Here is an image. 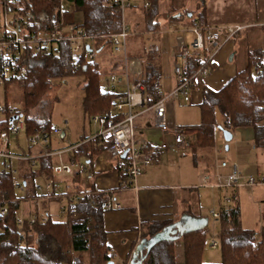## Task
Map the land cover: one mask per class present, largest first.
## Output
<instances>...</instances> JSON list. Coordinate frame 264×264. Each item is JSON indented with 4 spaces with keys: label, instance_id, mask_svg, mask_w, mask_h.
I'll return each instance as SVG.
<instances>
[{
    "label": "trees",
    "instance_id": "trees-1",
    "mask_svg": "<svg viewBox=\"0 0 264 264\" xmlns=\"http://www.w3.org/2000/svg\"><path fill=\"white\" fill-rule=\"evenodd\" d=\"M63 0H0L2 9H12L20 15L31 34L42 35L51 26L63 22ZM75 12L82 14L81 29L89 36H95L98 46L113 53L110 36L122 29V7L119 0H66ZM161 0H143V32L159 33L163 27L158 20ZM146 4L149 7L146 8ZM134 4L132 5V8ZM174 10V8H173ZM175 11V10H174ZM205 11L192 17L187 12L178 16L169 14L168 25L186 21L189 27H206ZM264 30V28H263ZM134 32V31H133ZM136 33V32H135ZM143 33V34H144ZM137 34L131 42L141 48L130 51V59L142 62V83L146 89L148 107L160 99L162 88V60L159 54L150 51L143 37ZM140 41H139V40ZM59 54L39 53L35 59L26 58L25 76L12 77L3 88L5 95L13 84L18 85L23 94L21 113L26 122L25 136L40 132L45 128L50 134L54 131L51 121L47 95L53 88V79L79 76L84 79L85 97L83 106L85 115L91 119L97 115L110 114L112 103L118 90L102 91L101 67H93L85 62L81 69L71 60V49L68 43L55 47ZM86 49V48H85ZM257 50L252 54H261ZM88 49L84 53H87ZM188 66L194 73L203 66L204 58L200 53L189 55ZM214 68V62L210 69ZM120 67L115 63L110 74H119ZM110 76V75H109ZM109 82V80H108ZM6 105H9L8 101ZM201 123L199 131L190 143L192 152L199 149H212L215 143L217 114H222V128L230 132L240 128L255 129V147L264 149V74L260 75L258 63L248 58L246 67L224 83L219 90L211 88L203 91L199 105ZM8 122H0V132L8 130ZM93 157L106 151L102 144L88 147ZM29 153H34L29 150ZM37 165L19 162V177L23 191L36 178H53V161L49 157L40 159ZM121 168V175L123 168ZM16 188V179L11 172H0V211L6 207L8 213L0 216V264H109L113 253L107 244V232L104 227V203L106 194L93 197H81L75 204L76 218L69 221H55L50 216L45 222L30 224L25 218L22 225L18 222L20 205L23 197ZM29 198V196L27 197ZM92 201H94L92 203ZM219 242L222 261L217 264H264V232L257 240L254 231L241 226V213L238 205L219 210ZM173 221H146L141 226L142 239H152L164 229L173 225ZM206 228L187 231L182 235L185 264H210L204 261V250L207 245ZM143 264H177L175 240H161L145 253Z\"/></svg>",
    "mask_w": 264,
    "mask_h": 264
},
{
    "label": "built area",
    "instance_id": "built-area-1",
    "mask_svg": "<svg viewBox=\"0 0 264 264\" xmlns=\"http://www.w3.org/2000/svg\"><path fill=\"white\" fill-rule=\"evenodd\" d=\"M7 1V0H6ZM19 1V0H8ZM123 13L127 8H132V0H119ZM149 4H146V8ZM4 22H0V86L9 81L12 77L25 76L27 74L26 66L22 61L26 58L35 59L39 53L59 54L60 51L55 47L60 43H68L71 49V60L77 65L78 69L84 67L82 57L85 55V62L90 63L93 67L99 65L98 57L105 50L104 45L98 46L95 36L86 35L73 20L66 19V13L63 14V22L60 25L51 26L44 34H31L26 23L20 20V15L14 10L2 9ZM12 13L13 18L8 19V14ZM249 25L221 26L220 27H201L193 26L185 29L183 27H170V32L192 33L193 39L188 43L182 35L176 41L171 50V55L175 59H182L173 66V72L176 75V86L156 100L151 106L153 111L154 126L163 133H171L174 137V144L177 147H183L187 130L177 125H171L167 116L168 103L191 102V92L195 81L209 75L210 64L214 62L215 57L222 48L231 41L237 34L249 30ZM154 33V32H151ZM135 33L125 23L123 19L122 29L119 33L110 36L113 48V61L120 67L119 74H110L109 84L112 89H116L118 83H125V91L118 92L117 97L112 103L110 114L97 115L91 120L95 126V132L92 136L85 138L75 144L62 150H52V136L56 134L62 136V131L55 128L50 134L45 128L40 132L27 135V149H21L20 135L25 134L26 122L21 109L13 105L0 106V122H8V130L0 132V172L7 170L11 172L16 179V188L23 191V179L19 177V168L16 163L25 162L35 166L36 163L44 158L49 157L53 161V178L46 181L45 197L50 200H58L65 197L67 207L60 210V214H68L69 220L76 218L75 204L81 197L100 195L91 187L95 179V173L92 166L93 153L88 147L103 144L106 147V153L111 160L120 161L125 179H121V186L129 189L136 185L137 179L142 176L145 169L153 166L156 162L154 159L155 151L160 148L167 150L169 145L166 143H154L146 137L139 134L136 127L137 117L140 116L136 110L148 105L146 98V89L142 83V62L130 59L128 50V41ZM90 51H86V47ZM192 50V51H191ZM154 53L160 51L158 46L152 48ZM192 52L203 55L204 64L194 73H191L188 66V57ZM255 62L258 63L260 75L264 74V51L261 54H251ZM20 149L13 151V148ZM29 150L34 153L30 154ZM184 151L182 155L184 156ZM67 155V162L63 161V156ZM125 156V158H123ZM58 158V163L54 164V158ZM222 169L230 168V173L217 175L216 181L211 187L242 188V186L254 187L264 183L261 176L254 178L245 177L240 173L237 165L231 167L228 162L221 163ZM25 183V182H24ZM204 183L208 184V178L204 177ZM26 184V183H25ZM39 189V188H38ZM106 194L108 200L104 203L105 211H115L122 209V205L113 202L110 195ZM234 198V196H233ZM227 204L232 201L228 198ZM94 201H92L93 203ZM94 204V203H93ZM228 207V206H227ZM8 208L4 207L0 211V216L8 213ZM49 215H40L30 213L26 218L30 224L45 222ZM219 214L215 213L214 218ZM25 218H19L18 222L22 225ZM216 248V246H214Z\"/></svg>",
    "mask_w": 264,
    "mask_h": 264
},
{
    "label": "crops",
    "instance_id": "crops-1",
    "mask_svg": "<svg viewBox=\"0 0 264 264\" xmlns=\"http://www.w3.org/2000/svg\"><path fill=\"white\" fill-rule=\"evenodd\" d=\"M185 1L188 2L189 0H174V10L178 12L176 16L182 12H187L188 16L191 15L189 17H192V12L196 16H199L200 13L205 11L206 27L221 28V26L251 24L252 27L250 29L264 28V0H190L191 6L188 8L185 7ZM65 15L66 19H68L67 14ZM171 26L177 28L183 27L185 29L191 28L187 25L186 21H181L170 25L167 24L159 33H144L148 41H151L150 45L146 43L150 51H152L154 46L160 48L157 54L160 55L162 60V88L164 94L176 86V75L173 72V66L177 61H182V59L173 58L171 50L183 34L180 32H170ZM189 34L192 35L190 32L183 35L188 43L193 39L188 38ZM127 47L129 57L130 51L141 48L140 45L133 44L131 38L128 41ZM194 53L196 52H192L191 54ZM98 63L101 68L106 66L109 69V73H111L115 66L112 53L107 49L99 55ZM193 87V94L198 95L201 98V102L203 91L211 88V86L207 87L203 86V84L201 88L198 87L197 80ZM115 90L124 92L125 83H118ZM179 103L181 102L168 103L167 116L171 125H175L173 122V112ZM136 111L138 113L141 112L136 120L139 134L154 143H166L169 145V148L167 150L158 148L155 151V164L145 169L142 176L137 179L136 185L129 189L121 186V179L123 177L120 171V167H122L120 161L111 160L106 152L93 157L91 160L96 176L91 184L93 190L98 193L109 194L113 202L116 201L122 205V209L106 211L103 216L104 227L107 232V244L113 253L112 262L114 264H131V259L142 240L141 226L146 221H173V224H181L182 227L180 228L184 227L183 224L188 218L200 221L201 219H206L208 224V216L202 214L201 204L204 198H207L208 195L206 193L209 194V189L214 190L219 188L210 187L208 184L213 185L217 175L226 176L231 172L230 168L222 169L221 165L220 167L217 166V163L211 164L204 156V152H202L208 149H199L196 153L192 152L190 143L199 131L197 128L199 125L194 127L179 126L180 128H185L187 134L183 147H177L174 144V137L171 133H163L153 128L155 117H153L151 107L147 105L144 108H138ZM94 132L92 131L89 135H84L80 141L92 136ZM61 137L65 139L67 135L62 131ZM184 151L186 154L183 156L182 153ZM204 177L210 180L208 184L204 183ZM224 199L227 203L226 196ZM230 205L233 204L228 203L226 206H220L219 210ZM219 210L217 211L215 208H212L210 214H213L214 217V214H218ZM46 214L51 217L49 213ZM218 218L215 217L214 219ZM172 230L175 231L173 236L177 237L175 239L177 264H185L183 258L184 247L181 241L182 231L176 226H173ZM214 246L217 248L218 244L214 243L212 249H216ZM146 252L147 249H145L143 255ZM203 256L209 257L206 252H204ZM204 261L207 263L205 258Z\"/></svg>",
    "mask_w": 264,
    "mask_h": 264
},
{
    "label": "rangeland",
    "instance_id": "rangeland-1",
    "mask_svg": "<svg viewBox=\"0 0 264 264\" xmlns=\"http://www.w3.org/2000/svg\"><path fill=\"white\" fill-rule=\"evenodd\" d=\"M189 1H185V7L187 8L191 6ZM160 3V12L157 18L161 27H164L168 22L167 15H176L178 12L173 10L174 0H161ZM132 4H134L133 8H127L124 11L123 19L132 31L143 34V8L145 4L143 0H132ZM62 7L63 12L69 17L67 20L73 19L77 25L83 22L82 14L72 10L66 0L62 1ZM3 13L0 6L1 23L4 22L5 15ZM7 18L12 19L13 14H8ZM141 36L145 43L151 44V41H148L145 34ZM188 38L192 39L193 35L189 34ZM262 49H264L263 28L245 30L237 34L215 57L214 68L210 69L209 75L197 79L198 87L201 88L203 84V86H211L214 90H219L223 87L224 83L246 67L248 58L254 51ZM109 74V69L106 66L101 68L100 83L102 91H110L112 89L111 84L108 82L110 78ZM83 86L84 79L79 76L53 79V88L47 95L52 127L63 131L67 135L65 139H62L56 133L52 136L51 149L54 151L62 150L70 146V144L78 143L84 135H89L92 131L94 132L95 126L84 112L83 99L85 91L83 90ZM23 100V94H21L18 85L13 84L6 95L3 86H0V106H4L8 101L10 105L23 109ZM190 101L189 103L182 101L175 107L173 122L178 127H194L201 123L199 107L201 98L192 92ZM216 114V145L212 149L202 151L204 152V156L211 164L217 163L218 167H220L223 161L228 162L231 167L237 165L238 170L245 177L252 176L256 179L261 176V179L264 178V149L255 147V129H236L232 132V140L227 142L224 138V131L221 128L223 122L222 114L219 111ZM26 137L24 133L20 135V145L23 150L27 149ZM19 150L16 147L13 148V151ZM212 153L214 154L212 155ZM67 160L68 156H63V161L67 162ZM57 163L58 158L56 157L54 158V164L56 165ZM46 181L45 178H36L29 183V186L24 191L19 192L20 196L23 197L19 216L21 218H28L30 213H38L40 215L49 213L51 218L57 222L69 221L68 214H60V210L63 207H67V199L65 197L58 200L47 199L45 197L48 193L46 192ZM208 185L210 186V184ZM208 192L209 194L206 193L208 195L207 198H204L201 204L202 214L208 216L209 219L205 227L207 245L204 250L209 257H203L207 263L217 264L222 261L219 242L221 228L218 219H214L213 214H210L211 209L215 208L218 211L220 206H226L227 204L224 199L225 196L227 199L231 198L232 201L230 203L239 206L241 226L254 231L258 240L264 232V183L254 187L242 186V188L209 189ZM28 196L29 198H27ZM214 243L218 244L216 249H212Z\"/></svg>",
    "mask_w": 264,
    "mask_h": 264
},
{
    "label": "water",
    "instance_id": "water-1",
    "mask_svg": "<svg viewBox=\"0 0 264 264\" xmlns=\"http://www.w3.org/2000/svg\"><path fill=\"white\" fill-rule=\"evenodd\" d=\"M191 16V15H189ZM86 49H88V51H90L89 47L87 46ZM224 138L225 141L229 142L232 140L233 138V134L232 132H230L229 130H224ZM228 148V146H227ZM123 158H125V156H123ZM207 224V220L206 219H201L200 220H195L194 218H188L187 221L184 222V227H182L181 224H173L172 226L164 229L163 232H161L158 236L152 238V239H142L140 242V246L138 247L137 251L134 253L133 257H132V262L131 264H143L144 262V257L145 255H143L145 249H147V251H149L153 246H155L156 243H158L161 240H175L177 237L173 236V234L175 233L173 229V226L178 227L179 229H181V233L184 234L187 231H195V230H200L201 228H203L205 225ZM173 236V237H172ZM109 264H114L113 262H110Z\"/></svg>",
    "mask_w": 264,
    "mask_h": 264
}]
</instances>
